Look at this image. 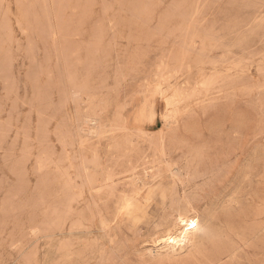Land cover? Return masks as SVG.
Masks as SVG:
<instances>
[{
  "label": "rangeland",
  "instance_id": "rangeland-1",
  "mask_svg": "<svg viewBox=\"0 0 264 264\" xmlns=\"http://www.w3.org/2000/svg\"><path fill=\"white\" fill-rule=\"evenodd\" d=\"M0 264H264V0H0Z\"/></svg>",
  "mask_w": 264,
  "mask_h": 264
},
{
  "label": "bare ground",
  "instance_id": "bare-ground-1",
  "mask_svg": "<svg viewBox=\"0 0 264 264\" xmlns=\"http://www.w3.org/2000/svg\"><path fill=\"white\" fill-rule=\"evenodd\" d=\"M132 204L127 203L126 209L130 211L132 209ZM177 227L178 229H176L175 232L169 233L161 241L163 247L172 252H177L178 250L182 251L190 247L196 242V238L200 232H207L209 229V226L206 225L199 216H191L187 213L179 215Z\"/></svg>",
  "mask_w": 264,
  "mask_h": 264
}]
</instances>
